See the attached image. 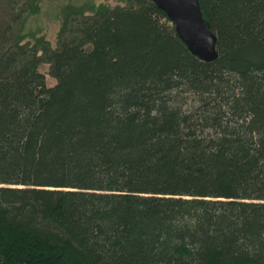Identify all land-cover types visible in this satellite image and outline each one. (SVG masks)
Returning a JSON list of instances; mask_svg holds the SVG:
<instances>
[{"label":"trees","instance_id":"1","mask_svg":"<svg viewBox=\"0 0 264 264\" xmlns=\"http://www.w3.org/2000/svg\"><path fill=\"white\" fill-rule=\"evenodd\" d=\"M121 1L0 28V264H264V0H198L211 62Z\"/></svg>","mask_w":264,"mask_h":264},{"label":"rangeland","instance_id":"2","mask_svg":"<svg viewBox=\"0 0 264 264\" xmlns=\"http://www.w3.org/2000/svg\"><path fill=\"white\" fill-rule=\"evenodd\" d=\"M16 4L19 5L20 2L10 0L6 5L0 2V28L6 24L12 27L19 25L18 28L25 35L21 43L28 42L31 45L33 42L31 37H42L43 41L51 48H54L56 45L63 19L69 20L71 17L68 15L69 8L79 7L83 10V15L86 16L90 15L92 11H96V9L125 5L124 1L122 2L121 0H38L36 10L32 14L27 15L26 6L19 10L21 12L17 13L19 14L17 25L12 20V17L15 15L14 8L17 7ZM37 70L44 75L46 87H51L54 84V80L47 75V66L40 65Z\"/></svg>","mask_w":264,"mask_h":264},{"label":"water","instance_id":"3","mask_svg":"<svg viewBox=\"0 0 264 264\" xmlns=\"http://www.w3.org/2000/svg\"><path fill=\"white\" fill-rule=\"evenodd\" d=\"M149 1L165 14L191 55L203 62H211L216 58L215 37L200 14L198 0Z\"/></svg>","mask_w":264,"mask_h":264}]
</instances>
